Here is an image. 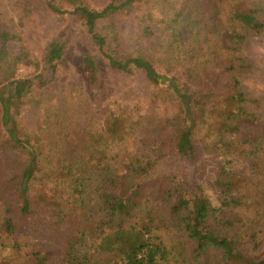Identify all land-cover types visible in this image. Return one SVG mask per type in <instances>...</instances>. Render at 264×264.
Here are the masks:
<instances>
[{"label": "trees", "instance_id": "16d2710c", "mask_svg": "<svg viewBox=\"0 0 264 264\" xmlns=\"http://www.w3.org/2000/svg\"><path fill=\"white\" fill-rule=\"evenodd\" d=\"M38 1L17 0L18 11ZM41 1L81 22L80 40L111 70L143 74L154 111L63 121L43 92L53 79L17 74L41 68L22 33L0 28V264H264V100L242 86L264 0ZM61 57L52 44L51 77ZM82 64L96 82V62ZM28 110L44 111L42 127ZM185 193L197 197L194 219Z\"/></svg>", "mask_w": 264, "mask_h": 264}, {"label": "rangeland", "instance_id": "374dc122", "mask_svg": "<svg viewBox=\"0 0 264 264\" xmlns=\"http://www.w3.org/2000/svg\"><path fill=\"white\" fill-rule=\"evenodd\" d=\"M88 1L92 8L100 10L110 0ZM119 24L127 49L132 51L134 46L131 36L134 33V24L129 18L121 19ZM6 27L16 33H22L25 48L41 65L36 73L33 69L20 66L17 74L24 78L43 75L49 80L53 79L43 92H46L44 96L50 102L49 107L55 108L57 113L62 115L63 121H68L69 124L80 120L83 124L93 121L92 124H96L106 111L114 110L118 106H137L148 114L154 111L151 106L152 88L145 76L141 73L129 74L111 70L94 46L80 40L82 24L73 15H54L41 0L30 12L20 14L17 0H0V28ZM54 43L61 48L62 57L54 64L56 74L51 77L52 69L46 64V58ZM9 51L17 54L19 45L9 44ZM246 55L252 63V71L243 78V89L247 96L264 100V34L248 37ZM87 56L96 62V82L91 81L83 72L82 62ZM211 95L209 92L199 95L197 100L203 101L211 98ZM260 112L257 111L258 114ZM25 114L31 126L38 123L42 127L43 110H28ZM93 190L94 187L91 188V191ZM90 199L89 209L96 211L97 200L94 193L90 195ZM196 199L193 193L178 197V203L183 207L185 214L193 219Z\"/></svg>", "mask_w": 264, "mask_h": 264}]
</instances>
